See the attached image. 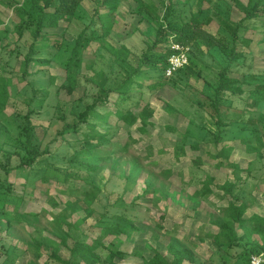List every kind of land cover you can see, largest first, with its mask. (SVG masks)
<instances>
[{
	"label": "rangeland",
	"instance_id": "374dc122",
	"mask_svg": "<svg viewBox=\"0 0 264 264\" xmlns=\"http://www.w3.org/2000/svg\"><path fill=\"white\" fill-rule=\"evenodd\" d=\"M103 1L82 0L72 20H62L58 27L44 29V35L51 45L41 49L38 56L45 62L32 64L29 73L24 76L21 61L33 41L32 35L27 31L18 41L13 30L20 18L12 9L0 4V18L4 21L0 30L9 31L10 41L5 50H0V73L10 78L11 95L6 110L0 115V159L10 158L11 164L15 165L24 155L20 136L28 102L33 98L37 113L32 118L36 124L35 133L42 141V149L49 146L52 150L51 154L41 157L26 176H10L13 188L10 197L16 201L12 204L9 217L2 219L0 264L6 258L5 249L9 247L24 251L15 264H45L46 257L52 251L50 245L60 242L63 234L67 235L68 246L60 247V255L68 259L74 240L83 233L92 239L103 231L97 226V221L108 210L126 212L139 228L129 238L126 235L120 237L121 248L128 253L138 251L142 257L149 258L156 252H165L168 245L173 243L179 249L186 246L191 250L194 263L186 261L185 264H248L252 255L264 253V238L259 229L248 222L246 227L250 230L244 239L232 247L217 246L205 236L206 227L210 224L212 230L217 231L215 224L224 218L222 209L228 205L229 198L224 200L218 195H211L213 202H207L194 193L201 186L205 174L215 178V186L222 185L227 179L233 180L235 173L230 161L236 162L242 169L239 173L242 176L239 185H243L242 201L253 211L264 214V123L258 126L256 133L251 132V126L245 123L249 116L258 119L259 115L264 114V103L261 107L253 108L245 104L246 101L250 103L248 94L242 99L235 98L233 102L237 110L232 113L240 122L226 129L219 147L210 141L208 132L213 129L211 119L206 110L200 107L204 101L200 92L207 89L205 81H216L222 66L218 51L206 52V46L201 44L200 49L204 52L192 47L190 56L202 78L191 79L188 84L186 81L180 82L181 88L167 84L153 90L148 85L162 80L166 76L164 72L150 70L141 74L138 81L144 84L135 87L139 91L133 94V100L141 103L138 110L144 106L153 110V125H149L145 132H140V123L130 127L123 122H116V118L112 117L108 123L112 126L115 143L105 148L108 149L107 156L92 157L82 152L84 142L77 140L80 135H67L66 140L59 138L58 132L64 122L62 115L56 112V105L72 103L76 111L81 110L85 103H80L79 97L85 96L86 85V90L89 88L85 79L100 70H104L111 78L117 74L109 48L92 41L82 55V86L71 95L62 88L66 79L65 61L82 30L93 23L103 34V25H111L110 33L105 36L106 43L114 47L125 44L131 49L133 54L130 60L136 66L138 57L153 42L158 26V21L151 23L146 20L142 11L148 10L147 5L157 11L163 10L168 4L167 0H110V3L117 2L115 8H110V3L104 5ZM249 2L211 0L210 3H200L199 0H190L182 6V21L186 23L197 15L201 18L207 15L210 21L202 28L229 42L232 31L227 32L220 20L239 21L244 17L242 6H247ZM246 25L248 28L240 29L236 42L240 61L245 62L244 68L236 66L232 70L233 76L240 77L243 71L264 76V17L248 21ZM54 42H58L57 47L53 45ZM171 43L168 44L170 48ZM167 104L173 105L179 112L169 113ZM167 125L176 126L189 135L185 154L179 159L174 155V148L181 138L167 129ZM243 125L245 130H241ZM99 130L104 129L99 127ZM245 137H250L251 145H246L242 140ZM127 142L128 149L122 150ZM196 142H199V147H192ZM225 144L233 148L230 159L222 155L215 156ZM166 169L172 170L170 176L165 175ZM70 173L75 179L69 182V188L78 191L73 194L62 190L67 186L66 178ZM148 184L153 185L156 191L138 200L135 209L131 206H108L119 199L131 203ZM97 188L101 193L91 206L85 202V193L90 191L93 195ZM68 201H76L77 211L67 207ZM161 215L165 216L162 221L164 230L157 227ZM8 221L11 225L6 227ZM202 233L205 240H197ZM37 246L41 248L39 256ZM98 253L100 257L96 264H105L106 251L98 250ZM14 256L12 254L8 259ZM116 260L123 264L143 262L138 255Z\"/></svg>",
	"mask_w": 264,
	"mask_h": 264
},
{
	"label": "trees",
	"instance_id": "16d2710c",
	"mask_svg": "<svg viewBox=\"0 0 264 264\" xmlns=\"http://www.w3.org/2000/svg\"><path fill=\"white\" fill-rule=\"evenodd\" d=\"M82 0H0V4L4 7L12 9L14 13L20 18V22L15 26L13 34L18 41H20L27 31H30L33 41L29 44L28 51L24 54L22 59L23 76L29 73L32 64H42L43 58L38 56L41 49L50 46L44 35V29L56 28L62 20H72L77 15V10L81 5ZM110 3V0H104ZM190 0H167L166 7L162 10H154L153 7L148 6V10L142 11L143 17L153 23L158 21L156 35L153 42L149 45L147 50L138 57V64L134 66L130 58L133 54L125 44L120 47H114L106 43L105 36L110 33L112 26L104 24L105 31L101 34L91 23L85 27L78 35L74 46L71 49L70 56L65 61L66 79L62 88L68 94H74L77 89L83 84V52L89 46V43L95 41L102 46L109 48L114 65L117 67V74L111 78L104 70L96 71L95 74L85 81L89 88H85V96L79 97L80 103H85L81 110L76 111L72 105L60 103L56 105V112L60 113L63 118L64 125L59 130L58 135L62 140H66L67 135L79 136L77 140L83 141V149L81 150L92 157L107 156L106 152L108 145L113 146L115 141L114 134L111 131V125L108 123L110 119L116 118V122H123L127 126H135L139 124L138 130L145 132L149 125H153L152 116L153 110L146 106L138 110L141 105L140 102L134 101L133 94L139 90L135 87H141L144 83L138 81V77L145 71L161 70L165 74L168 65V59L173 53L172 48L168 46L169 42H179L184 45H189L191 48L196 47L199 52L200 44L206 46V52L216 50L222 58V66L217 73L216 81L211 83L206 80L205 87L201 91L204 101L200 107L208 113L213 129H210V141L215 143L217 147L223 142L226 129L238 125L239 118L233 117V111H236L235 98L242 99L246 94L250 99V107L258 108L264 103V76L254 75L252 72H241L240 77L233 76L232 70L236 66L244 68L243 61H240L239 53L237 51V40L239 31L242 28H248L246 23L248 21H255L260 17H264V0H250L245 7L242 6L244 17L239 21H232L221 19L220 24L227 32L232 31V38L222 40L215 34L205 31L202 26L210 21L209 17L205 15L201 18L197 15L190 21L184 23L183 4H188ZM200 3H210L211 0H199ZM110 8H115L117 2L109 4ZM98 11V9H97ZM96 11V12H97ZM112 12V11H111ZM4 21L0 18V25ZM91 29L88 31V29ZM9 31L6 29L0 30V50H5L6 45L10 44L8 40ZM86 37L88 41L86 40ZM86 41V42H85ZM232 45H231V43ZM58 42H54L55 47ZM168 46V47H167ZM13 53V51H10ZM54 53V52H53ZM202 78L198 66L195 64L193 58L189 57V64L178 70L171 77H163L160 81H153L148 86L156 90L158 86L173 85L180 87V82L188 84L191 79ZM112 80V81H111ZM10 78L0 73V115L6 110L10 101ZM181 88V87H180ZM34 98L30 99L27 105V111L24 114V124L21 131V147L24 155H21L19 162L15 165L11 164V159H0V228L2 227V219L9 217L14 200L10 197V192L13 190L10 176H26L28 171L33 168L41 157L51 154V149L46 146L42 149V141L35 133V125L33 123V115L37 114L33 106ZM65 105V108L63 106ZM248 107V106H247ZM137 109L138 111H135ZM166 110L174 114L179 112L173 105L167 104ZM243 113L242 111H240ZM179 114V113H178ZM181 114V113H180ZM264 114L259 115L258 119L249 116L245 123L251 126V132L256 133L258 126L264 123ZM234 118V119H233ZM115 122V123H116ZM87 127L86 129L84 128ZM99 127L104 130H99ZM167 129L178 134L181 142L174 148V155L177 159L185 154L186 143L189 135L181 132L176 126L167 125ZM243 125L241 130H245ZM250 137L242 139L246 145L250 144ZM96 142V143H94ZM129 143H125L122 150H127ZM192 147L198 148L199 142L192 144ZM250 147V146H249ZM257 148V147H256ZM233 152L231 146L226 144L221 147L216 157L224 156L230 159ZM230 166L235 173L233 180L227 179L222 185H216L215 178L210 174H205L201 180V188L196 191V196L203 201L209 202L212 194L220 196V198L227 200L228 205L224 210V218L218 224H215L216 230L213 231L209 224L205 233L207 238H210L214 244L221 247H232L240 240L244 239L247 232L250 230L246 227L248 222H252L253 226L259 229L260 235L264 238V214L253 211L250 206L244 203L241 199V188L239 185L242 176L239 174L242 169L236 162L230 161ZM93 169H96L93 168ZM135 167L133 168V172ZM165 175L170 176L172 170H164ZM70 177V178H69ZM66 178V185L62 190L71 194L74 191L69 188V182L74 180L72 175ZM242 184V183H241ZM156 191L153 185L148 184L145 189L139 193L131 203H126L123 199H119L110 203V207H129L135 209L137 201L142 197ZM218 192H222L219 194ZM101 193L100 189L94 190L93 195L90 191L85 193V202L89 205L94 204V199ZM96 195V196H95ZM95 196L94 198H92ZM76 201H68L67 207L73 211H77L78 207ZM112 212V213H111ZM248 212H251L248 216ZM33 214V213H32ZM36 215V214H33ZM164 215L157 224L160 230H164L165 226L162 224ZM97 226L103 231L95 238L90 239L87 233H83L81 237L74 240L70 247L68 259L62 258L60 255L61 246H68L67 235H61L60 242L53 243L51 253L46 257L45 264H79V262H86V264H96L99 261L98 250L106 251L104 263L105 264H123L116 259L125 260L129 256L138 255L142 258V264H185L186 261L194 263L193 254L186 246L179 249L173 243H170L165 252H156L151 257H142V253L133 251L128 253L122 249V240L120 237L126 235L131 237L133 233L139 231L135 225L134 219L124 211H109L104 212L101 218L97 221ZM11 225L10 221L6 223V227ZM246 227V229H245ZM243 233H239L240 231ZM203 231V230H202ZM112 236L110 240L109 237ZM195 239V238H194ZM196 240V239H195ZM197 240L204 241L203 233L198 235ZM38 256L41 254V248L36 247ZM6 258L2 264H15L18 257L24 254V251L19 252L17 249L6 248ZM15 254L14 258L8 259L10 255ZM249 264V263H248Z\"/></svg>",
	"mask_w": 264,
	"mask_h": 264
},
{
	"label": "built area",
	"instance_id": "2783aa9c",
	"mask_svg": "<svg viewBox=\"0 0 264 264\" xmlns=\"http://www.w3.org/2000/svg\"><path fill=\"white\" fill-rule=\"evenodd\" d=\"M171 44L173 53L168 59V65L165 70V75L167 77L173 76L178 70L189 64L191 51V47L189 45L173 41ZM249 264H264V253L252 255Z\"/></svg>",
	"mask_w": 264,
	"mask_h": 264
},
{
	"label": "crops",
	"instance_id": "0c3cea01",
	"mask_svg": "<svg viewBox=\"0 0 264 264\" xmlns=\"http://www.w3.org/2000/svg\"><path fill=\"white\" fill-rule=\"evenodd\" d=\"M200 188H201V186H200L199 188L195 189V190H194V193H196V191H198ZM221 193H222V192H221ZM212 195H214V194H212ZM209 201H211V196H210V198H209ZM211 202H213V201H211ZM193 239H194V238H193Z\"/></svg>",
	"mask_w": 264,
	"mask_h": 264
}]
</instances>
